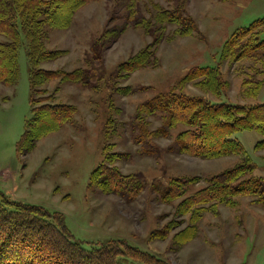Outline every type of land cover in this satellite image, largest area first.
I'll return each instance as SVG.
<instances>
[{
  "label": "rangeland",
  "instance_id": "rangeland-1",
  "mask_svg": "<svg viewBox=\"0 0 264 264\" xmlns=\"http://www.w3.org/2000/svg\"><path fill=\"white\" fill-rule=\"evenodd\" d=\"M158 9L175 13L180 29L156 21ZM256 21H260L261 41L264 0L88 3L75 14L67 30L45 29L46 51L61 55L42 63L40 69L82 70L85 74L95 70L96 81L87 86L59 81L43 86L53 95L51 103L70 105L76 114L71 124L38 140L30 153L19 157L16 144L33 117L27 49L21 37L17 84L10 88L0 85V192L14 201L61 214L67 230L85 246L126 241L163 264H264V207L253 198H236L233 208L218 205L216 213H203L194 226L195 238L188 241L181 236L176 243L175 236L188 227L189 217L177 215L180 201L162 204L154 192V187L167 188L174 180L195 179L186 198L205 188L209 179L241 163L251 169L248 178H264V151H255L263 137L239 132L235 137L245 154L208 161L179 154L175 140L184 131L182 127L167 139H146L152 153L144 154L136 141L140 127L135 124L138 107L174 91L214 104L263 105V53L233 64L221 59L223 45L231 35ZM176 30L191 35L180 36ZM148 46L149 67L129 76L118 70ZM195 67L217 68L218 96L203 92L194 83L181 88L182 80ZM258 83V95L249 96V88L255 91ZM42 98L35 96L34 100ZM148 122L149 131L162 125L153 117ZM109 146V154L125 155L113 167L144 185L136 197L107 196L89 186L92 172L103 160V148ZM153 234L159 238L167 235L161 241L152 238Z\"/></svg>",
  "mask_w": 264,
  "mask_h": 264
},
{
  "label": "trees",
  "instance_id": "trees-1",
  "mask_svg": "<svg viewBox=\"0 0 264 264\" xmlns=\"http://www.w3.org/2000/svg\"><path fill=\"white\" fill-rule=\"evenodd\" d=\"M93 1L102 0H0V85L10 88L17 84L18 50L22 38L29 65L33 117L26 123L25 131L16 144L19 157L30 153L38 140L71 124L76 114V109L70 105L51 103L53 95H48V91L42 89L43 86L53 81L87 86L89 81H96L95 70L85 74L82 70L64 72L40 69L42 63L53 62L61 55L60 52L46 51L45 29L67 30L75 14ZM174 14L158 9L154 19L180 29ZM260 21L231 35L223 45L221 59L233 64L252 59L258 53H263L264 57V39L260 41V30H257ZM175 33L185 37L191 35L182 34L181 30ZM111 34L118 36L115 32ZM150 51L151 46H148L128 63L119 65L118 70L129 76L149 67ZM219 75L217 68L195 67L187 73L180 86L182 88L194 83L203 92L218 96L221 87ZM248 83L244 85L248 86ZM260 87L259 83L255 91L250 87L249 96L256 97ZM35 96L45 98L34 100ZM152 117L159 119L162 125L149 131L148 119ZM135 124L140 127L136 141L141 144L144 154L152 153L146 139H167L178 127L185 129L177 135L175 146L179 154L191 158L211 161L245 154L235 137L244 131L262 136L263 140L256 143L255 151H264V104H214L204 98L174 91L160 94L138 107ZM110 147L103 148V160L92 172L89 186L107 196L124 199H130L132 195L136 197L143 191L144 185L141 187L136 178L123 176L113 167L125 155L109 154ZM250 173L251 169L241 163L209 179L205 188L186 198L188 189L196 183L195 179L174 180L167 188L154 187L162 204L180 201L176 207L177 215L189 217L188 227L177 233L174 241L179 243L181 236L188 241L193 240L196 236L194 226L203 213H216L218 205L233 208L236 198H253L256 204L264 207V178H248ZM151 237L163 240L156 234ZM128 261L163 264L158 258L131 247L126 241L85 246L67 230L61 214L14 201L0 192V264H122Z\"/></svg>",
  "mask_w": 264,
  "mask_h": 264
}]
</instances>
